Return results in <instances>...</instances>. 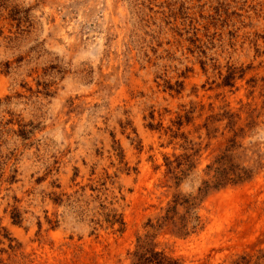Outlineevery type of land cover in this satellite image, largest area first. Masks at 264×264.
<instances>
[{"label":"rangeland","instance_id":"obj_1","mask_svg":"<svg viewBox=\"0 0 264 264\" xmlns=\"http://www.w3.org/2000/svg\"><path fill=\"white\" fill-rule=\"evenodd\" d=\"M223 154L249 178L204 191ZM145 241L264 264V0H0V264Z\"/></svg>","mask_w":264,"mask_h":264},{"label":"trees","instance_id":"obj_2","mask_svg":"<svg viewBox=\"0 0 264 264\" xmlns=\"http://www.w3.org/2000/svg\"><path fill=\"white\" fill-rule=\"evenodd\" d=\"M232 115H229L231 118ZM217 166L213 168V181H205L203 183L204 191H207L209 188H218L226 184L227 182L238 183L242 182L249 178V175L245 172L236 173L234 168L229 165L228 156L223 154L218 161ZM168 173L173 174L174 170L172 167V162L167 163ZM173 178H178L173 176ZM212 182V183H211ZM193 198H180L175 197L174 205L167 209L164 216H162L159 220L158 226H167L170 225L173 230L180 234L186 235L188 233L187 230V221L189 215V210L192 207V203L190 202ZM181 201V203L179 202ZM180 203L185 209L186 212L183 216L179 218H175L177 213V206ZM179 205V206H180ZM190 218V217H189ZM133 264H179L177 260H173L169 257H166L162 252L153 253L151 249V244L149 241L143 242L137 250L133 253Z\"/></svg>","mask_w":264,"mask_h":264}]
</instances>
